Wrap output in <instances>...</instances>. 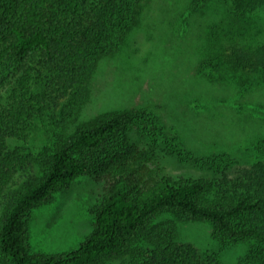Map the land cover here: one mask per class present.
I'll use <instances>...</instances> for the list:
<instances>
[{"label": "trees", "instance_id": "1", "mask_svg": "<svg viewBox=\"0 0 264 264\" xmlns=\"http://www.w3.org/2000/svg\"><path fill=\"white\" fill-rule=\"evenodd\" d=\"M199 6L208 0H195ZM142 0H0V260L3 264H227L220 252H201L177 237V222L206 220L223 245L246 244L236 264H264V159L237 167L228 153L199 158V177L143 179L126 160L136 154L134 128L160 130V118L141 109L105 112L69 139L32 156L12 141L26 139L32 120L62 104L66 123L78 120L88 81L140 22ZM239 14L264 10V0H232ZM247 74H264V44L234 53ZM63 120V121H64ZM65 123V121H64ZM180 159L191 156L170 137ZM37 166V168H36ZM117 168L96 211L95 227L68 253H31L27 214L86 172ZM236 170V172H235ZM19 172V174H18ZM166 214L173 217L161 216Z\"/></svg>", "mask_w": 264, "mask_h": 264}, {"label": "rangeland", "instance_id": "2", "mask_svg": "<svg viewBox=\"0 0 264 264\" xmlns=\"http://www.w3.org/2000/svg\"><path fill=\"white\" fill-rule=\"evenodd\" d=\"M261 44L264 10L239 14L232 0H208L202 6L195 0H142L139 24L89 78L78 120L67 124L60 104L34 117L28 137L12 143L36 156L99 114L141 109L158 115L161 125L156 133L134 128L136 154L126 160L131 174L145 180L166 174L199 177L207 170L196 161L222 152L231 156L235 169L246 167L264 159V74L245 73L234 53ZM6 91L4 82L0 96ZM170 137H180L191 156L180 159ZM115 175H121L117 168L81 174L31 209L26 218L30 252L79 248L95 227L96 211ZM2 209L0 199V216ZM166 217L173 216H161ZM177 237L201 252H220L227 264H236L247 252L246 244L220 243L206 220L178 221Z\"/></svg>", "mask_w": 264, "mask_h": 264}]
</instances>
